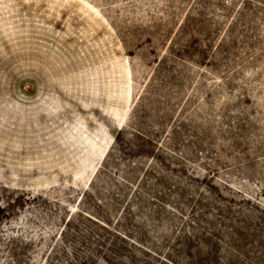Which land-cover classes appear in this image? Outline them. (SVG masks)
<instances>
[{
    "label": "rangeland",
    "instance_id": "obj_1",
    "mask_svg": "<svg viewBox=\"0 0 264 264\" xmlns=\"http://www.w3.org/2000/svg\"><path fill=\"white\" fill-rule=\"evenodd\" d=\"M0 264H264V0H0Z\"/></svg>",
    "mask_w": 264,
    "mask_h": 264
},
{
    "label": "trees",
    "instance_id": "obj_2",
    "mask_svg": "<svg viewBox=\"0 0 264 264\" xmlns=\"http://www.w3.org/2000/svg\"><path fill=\"white\" fill-rule=\"evenodd\" d=\"M7 214L6 206L2 204L0 201V221L3 220L5 215Z\"/></svg>",
    "mask_w": 264,
    "mask_h": 264
}]
</instances>
